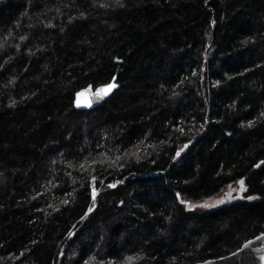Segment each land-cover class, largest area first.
I'll return each mask as SVG.
<instances>
[{"label":"trees","instance_id":"1","mask_svg":"<svg viewBox=\"0 0 264 264\" xmlns=\"http://www.w3.org/2000/svg\"><path fill=\"white\" fill-rule=\"evenodd\" d=\"M262 113L264 0H0V264L235 251L264 231Z\"/></svg>","mask_w":264,"mask_h":264},{"label":"water","instance_id":"2","mask_svg":"<svg viewBox=\"0 0 264 264\" xmlns=\"http://www.w3.org/2000/svg\"><path fill=\"white\" fill-rule=\"evenodd\" d=\"M110 83L115 84L116 86L112 88L107 95H99L98 90L104 88ZM117 88L118 84L115 81V77H113L110 82L97 86L96 88H91L89 86L81 89L75 94L74 107L81 110L92 109L108 98ZM78 93L80 95H77ZM194 140L195 138L185 142L181 148L176 150L174 154V157L176 158L173 160L178 159L179 156L182 155L188 149V147H190V145H192ZM185 145H187V147H185ZM177 151H180L179 156H176ZM94 209L95 207L93 208L92 212L86 216V218H88L93 213ZM261 233H264V231ZM261 233L246 240L238 249L227 255L217 258H209L194 264H264V260L261 259L264 257V236H262ZM249 241L251 243H249Z\"/></svg>","mask_w":264,"mask_h":264},{"label":"rangeland","instance_id":"3","mask_svg":"<svg viewBox=\"0 0 264 264\" xmlns=\"http://www.w3.org/2000/svg\"><path fill=\"white\" fill-rule=\"evenodd\" d=\"M246 191V186H243V190L241 189V185L239 183L233 185H227L223 187L218 193L215 195L205 198L200 201H190L184 200L187 203H184L187 207L195 206L193 208H201V209H210L219 205L220 203L230 201L232 199L239 198L243 196ZM217 201H220L219 203ZM204 205H208V207H204Z\"/></svg>","mask_w":264,"mask_h":264},{"label":"snow or ice","instance_id":"4","mask_svg":"<svg viewBox=\"0 0 264 264\" xmlns=\"http://www.w3.org/2000/svg\"><path fill=\"white\" fill-rule=\"evenodd\" d=\"M217 83H219V81H217ZM115 86H116L115 84H111L110 83V84L106 85L104 88L99 89L98 90V94L101 95V96L107 95L108 92L111 91V89L114 88ZM77 95H80V94L78 93ZM261 115H264V113H262ZM248 124H249V126H251L252 121H249ZM181 131H183V129H181ZM185 147H187V145H185ZM179 155H180V151H177L176 156H179ZM175 158L176 157H173V159H175ZM121 166H123V165H121ZM92 179L95 180V177H93ZM238 183L241 185V189L243 190L244 181L241 180ZM115 186L116 185H114V184L113 185H109V187H115ZM96 194H97V191H96L95 188H93L92 189V197H93V200H95ZM177 198L179 199V193H177ZM247 198L249 200L254 199V197H252V196H249ZM217 202L219 203L220 201H217ZM64 203H67V201H64ZM181 203H187V202L182 200ZM94 207H95V205L93 204V208ZM190 207H195V206H190ZM204 207H208V205H204ZM93 208H89L88 209V212L85 213V216H87L90 212H92ZM81 219L83 220L84 217H81ZM69 235H72V233H69ZM261 235L264 236V233H261ZM249 243H251V242L249 241ZM261 259L264 260V257H262ZM86 264H87V262H86Z\"/></svg>","mask_w":264,"mask_h":264}]
</instances>
